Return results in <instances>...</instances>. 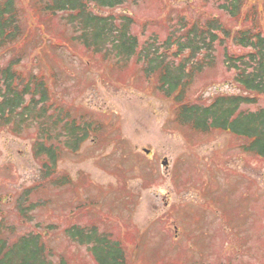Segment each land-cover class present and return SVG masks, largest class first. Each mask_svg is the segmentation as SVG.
<instances>
[{"label": "rangeland", "instance_id": "1", "mask_svg": "<svg viewBox=\"0 0 264 264\" xmlns=\"http://www.w3.org/2000/svg\"><path fill=\"white\" fill-rule=\"evenodd\" d=\"M18 4L29 41L0 53V65L18 59L16 67L41 73L50 111L68 109L79 126L91 129L77 151H62L55 167L69 183L56 186L42 179L41 159L33 154L36 127L15 133L0 124L1 233L11 240L39 233L52 260L69 264H96L88 245L69 238L70 225H95L119 240L126 264H264V158L244 151L246 141L227 131L200 133L176 121L174 101L160 91L156 75L146 77L136 55L115 62L98 54L92 59L77 41L61 47L57 42L72 30L49 18L44 29L28 0ZM256 8L262 16L264 0H245L237 18L218 9L216 0H128L91 9L132 15L138 46L156 37L161 53L172 29L182 33L180 17H218L234 32L250 26V16L242 15ZM226 43L227 50L242 51L231 39ZM224 47L214 44L213 64L193 73L186 99L209 104L218 95L246 94L223 63ZM261 106L264 96L257 105H243Z\"/></svg>", "mask_w": 264, "mask_h": 264}, {"label": "trees", "instance_id": "2", "mask_svg": "<svg viewBox=\"0 0 264 264\" xmlns=\"http://www.w3.org/2000/svg\"><path fill=\"white\" fill-rule=\"evenodd\" d=\"M128 0H28L27 9L34 14L35 21L46 29L44 19H58L71 30V36L57 42L61 47L77 41L93 59L98 54L104 60L125 62L136 55L146 77L156 75L158 88L175 103L176 121L189 126L196 132L204 133L210 129L227 131L243 138L244 151L264 158V106L248 110L243 105H257L259 97L264 96V9L262 16L244 13L243 20L248 27L230 32L218 17H200L177 21L182 33L175 35L171 30L164 39L160 53L148 41L138 46V38L132 33L133 16L100 15L91 8H115ZM218 9L232 18L241 17L245 0H216ZM91 6V7H90ZM23 9L18 0H0V53L10 52L16 46H27L29 27H23ZM256 14V15H255ZM187 22V23H186ZM27 24V21H26ZM43 29V30H44ZM48 31V30H47ZM242 51L227 50L226 41ZM34 48H42L41 41ZM224 47L223 63L228 70L234 71V81L246 94L218 95L209 104H201L186 99L185 88L193 73L204 66L213 64L214 44ZM56 46V47H59ZM152 46V49L151 47ZM179 59L178 62L175 60ZM20 60H10L0 65V124L10 125L15 133L23 126L34 125L36 138L32 151L41 159L42 179L51 178L56 186L69 183L66 175H60L55 165L63 150L75 152L87 139L90 125L79 123L68 109L50 111L48 105L49 86L41 73H26L19 66ZM112 63V64H111ZM110 65L113 66V62ZM49 113V114H48ZM96 130V128H95ZM35 206L33 203L21 208L20 214H27ZM0 223V264H69L64 259L52 260V253L46 248L39 233L29 232L9 239L1 231ZM69 238L81 245H88V251L96 264H126V254L120 241L108 233H100L95 225H70Z\"/></svg>", "mask_w": 264, "mask_h": 264}, {"label": "water", "instance_id": "3", "mask_svg": "<svg viewBox=\"0 0 264 264\" xmlns=\"http://www.w3.org/2000/svg\"><path fill=\"white\" fill-rule=\"evenodd\" d=\"M144 151L147 152V153L149 152L148 149H144ZM162 164H163V165L166 164V160H165V159H164V161L162 162Z\"/></svg>", "mask_w": 264, "mask_h": 264}]
</instances>
